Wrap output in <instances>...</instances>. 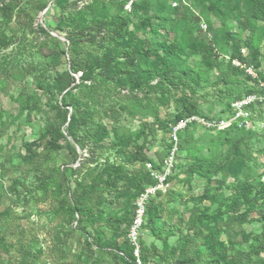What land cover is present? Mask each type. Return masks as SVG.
Listing matches in <instances>:
<instances>
[{
    "label": "rangeland",
    "instance_id": "374dc122",
    "mask_svg": "<svg viewBox=\"0 0 264 264\" xmlns=\"http://www.w3.org/2000/svg\"><path fill=\"white\" fill-rule=\"evenodd\" d=\"M122 2L0 0V264H264V107L251 129L186 133L135 260L127 241L175 98L227 111L231 57L264 74V20L252 0Z\"/></svg>",
    "mask_w": 264,
    "mask_h": 264
},
{
    "label": "built area",
    "instance_id": "2783aa9c",
    "mask_svg": "<svg viewBox=\"0 0 264 264\" xmlns=\"http://www.w3.org/2000/svg\"><path fill=\"white\" fill-rule=\"evenodd\" d=\"M124 10L131 12L135 2L139 0H125ZM176 4V3H175ZM206 29V25L202 24ZM243 58H233V66L241 69L249 78V83L253 86L252 91L241 97L234 98L230 107L224 113L218 115L192 114L181 118L170 125V136L173 146L170 153L165 157L162 169L155 168L151 162L146 164V168L153 179V183L148 184L137 195L135 199V216L129 228L128 240L134 246V254H141L140 239L143 226L146 223L147 208L152 196L164 191L169 186V177L175 166L176 156L179 150L180 133L191 126L204 130H223L230 127L241 129H251L253 127L254 116L258 109L264 107V79L261 77V69L250 62L246 55V49L241 48Z\"/></svg>",
    "mask_w": 264,
    "mask_h": 264
},
{
    "label": "trees",
    "instance_id": "16d2710c",
    "mask_svg": "<svg viewBox=\"0 0 264 264\" xmlns=\"http://www.w3.org/2000/svg\"><path fill=\"white\" fill-rule=\"evenodd\" d=\"M144 1L146 0H139L137 2L134 3L133 5V9L131 12H127L124 10V5H125V0H123L121 6H122V10L123 12L125 13H132L134 11H136L137 8L140 7L141 3H143ZM253 2V6H254V11H253V17H255L256 19H262L264 20V0H252ZM99 28V27H98ZM101 29L105 30V31H108V32H111L113 35H119L121 34V27L118 23V21H110V22H107V23H103L100 27ZM233 58H243L242 56V53H241V49H239V52L235 55H233V57H231V59ZM248 58V57H247ZM248 60L252 63H254L252 60H250L248 58ZM231 62V61H230ZM255 64V63H254ZM256 65V64H255ZM230 66L232 67V69H234L238 75V77L240 78L238 80V82L243 83L244 84V87L242 89V92L236 94L234 97L231 98V100L229 101L228 103V109L230 107V103L231 101L234 99V98H238V97H241L242 95L246 94L247 92H250L252 91L253 89V86L249 83V78L243 73V71L235 66H233L232 62L230 63ZM256 67L260 68L259 66L256 65ZM261 69V68H260ZM261 77L264 79V74L261 72ZM175 101H176V108H177V115L176 117L174 118V120L171 122V123H175L177 122L178 120H180L181 118H184L188 115H192V114H200L196 105L191 102L188 97L186 96H178L175 98ZM259 111V109H258ZM171 123L169 124V126L171 125ZM194 129H198L196 126H191V127H188L187 129H185L184 131H182L180 133V143L182 142V140L184 139V135ZM228 129H240L238 127H230V128H227V129H223V130H218V131H224V130H228ZM243 130V129H241ZM208 131H211V130H208ZM44 136V135H43ZM48 136H51L52 137V140L54 142H58V140H60L61 138L64 137L63 133L61 131H57L56 133H54L53 135H51L49 132H47V135L44 136V137H48ZM69 149L74 152V153H77L76 152V148L75 146L69 142ZM172 146V145H171ZM170 149V148H169ZM168 149V150H169ZM169 152V151H168ZM151 163L153 164V166L155 168H159L161 169V167L157 166L153 161H151ZM147 169V168H146ZM147 173H148V177L146 178L147 182L146 184L142 187V189L138 192V194L144 189V187L148 184H151L153 183V179L150 177V174L147 170ZM169 180H170V177H169ZM260 193L264 196V185L262 187H260ZM243 198L248 202V201H251L252 198L248 196V193H246L244 190H241L239 192ZM137 194V195H138ZM137 197V196H136ZM150 203V201H149ZM149 205V204H148ZM146 223H148V209H147V216H146ZM145 223V225H146ZM127 241H128V244L131 248V257L136 258L135 254H134V246L130 243V241L128 240L127 238Z\"/></svg>",
    "mask_w": 264,
    "mask_h": 264
}]
</instances>
